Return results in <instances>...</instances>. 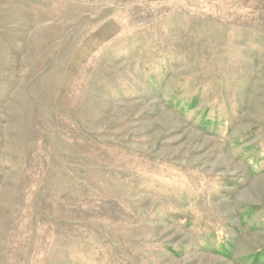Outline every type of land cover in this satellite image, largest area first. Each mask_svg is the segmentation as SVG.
I'll list each match as a JSON object with an SVG mask.
<instances>
[{
  "label": "rangeland",
  "instance_id": "1",
  "mask_svg": "<svg viewBox=\"0 0 264 264\" xmlns=\"http://www.w3.org/2000/svg\"><path fill=\"white\" fill-rule=\"evenodd\" d=\"M0 264H264V0H0Z\"/></svg>",
  "mask_w": 264,
  "mask_h": 264
},
{
  "label": "trees",
  "instance_id": "2",
  "mask_svg": "<svg viewBox=\"0 0 264 264\" xmlns=\"http://www.w3.org/2000/svg\"><path fill=\"white\" fill-rule=\"evenodd\" d=\"M263 258V254H257V255H255L254 256V258H253V263H257V262H259L260 261V259H262Z\"/></svg>",
  "mask_w": 264,
  "mask_h": 264
}]
</instances>
